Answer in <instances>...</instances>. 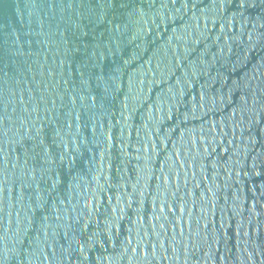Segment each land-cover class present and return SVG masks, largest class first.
Wrapping results in <instances>:
<instances>
[{
	"label": "water",
	"instance_id": "obj_1",
	"mask_svg": "<svg viewBox=\"0 0 264 264\" xmlns=\"http://www.w3.org/2000/svg\"><path fill=\"white\" fill-rule=\"evenodd\" d=\"M0 264H264V0H0Z\"/></svg>",
	"mask_w": 264,
	"mask_h": 264
}]
</instances>
